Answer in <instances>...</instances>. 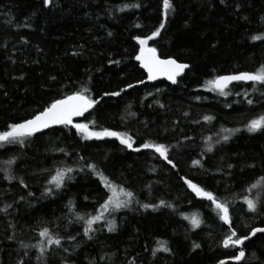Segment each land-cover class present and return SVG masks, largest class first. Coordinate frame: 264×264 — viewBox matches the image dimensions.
Returning a JSON list of instances; mask_svg holds the SVG:
<instances>
[{
  "label": "trees",
  "instance_id": "1",
  "mask_svg": "<svg viewBox=\"0 0 264 264\" xmlns=\"http://www.w3.org/2000/svg\"><path fill=\"white\" fill-rule=\"evenodd\" d=\"M172 2L175 13L149 46L191 68L177 84H152L145 82L146 73L135 59L141 47L135 37L150 35L163 21L162 0H54L52 6L43 0H0V131L84 86L93 99H100L105 92L133 84L120 96H104L74 123L127 132L136 140L134 148L146 140L178 145L169 152L176 168L149 149L135 152L115 138L84 140L63 126L38 133L24 145L0 148V264L21 259L42 264L39 249L23 245L39 244L45 227L63 238L61 248L46 251L47 264H218L238 255V248L222 246L228 225L185 179L229 202L233 226L241 235L264 227V214L251 213L244 204L245 196L264 198V191H246L264 175V132L245 129L250 120L264 115V85L236 82L226 89L232 93L227 97L206 88L216 76L264 65V40L251 39L264 34V0ZM135 3L141 7L119 11ZM205 116L214 119L205 121ZM225 128L241 131L223 142ZM209 136L212 152L206 151ZM13 158L15 164L4 163ZM197 159L202 168L193 166ZM86 163L96 164L139 201L107 215L116 222L115 232H108L107 220L94 225L98 231L92 240L83 235L85 225L75 214H99L111 193L90 169L79 171ZM65 167L77 169L71 173L74 178L52 196H42L55 170ZM9 172L16 179L7 180ZM161 201L172 207L153 211L141 206H159ZM8 205L7 212L2 211ZM194 214L202 220L196 229L184 218ZM159 241H166L171 252L153 256ZM194 242L201 248L193 251ZM244 249L245 260L228 264H264V233L248 240Z\"/></svg>",
  "mask_w": 264,
  "mask_h": 264
},
{
  "label": "snow or ice",
  "instance_id": "2",
  "mask_svg": "<svg viewBox=\"0 0 264 264\" xmlns=\"http://www.w3.org/2000/svg\"><path fill=\"white\" fill-rule=\"evenodd\" d=\"M54 0H43L45 6H52ZM221 4H225L226 0H220ZM141 7L140 3H135L131 5H124L119 8V11L123 12L126 8L138 9ZM162 9H163V21L151 32L150 35L144 37L137 36L135 39L139 43L140 50L139 54L135 56V59L140 61L141 67L147 71V79L149 81H155L161 76L166 77L167 80L171 81L172 84L178 83V77H181L185 70L190 69L191 65L188 63L178 62L177 59L169 56L167 58H161V55L158 53L156 47H150L149 41L156 40L161 36V32L165 29V25L169 19V16L174 14L176 11L175 5L172 0H162ZM261 19H264L262 17ZM136 27H141L140 24L135 25ZM108 35H112L111 32ZM253 41L264 40V34L252 36ZM77 53H73L76 55ZM113 63L119 64V61H113ZM23 79V77H20ZM52 79H56L52 77ZM90 79V78H89ZM233 82H252L256 85H264V65H261L255 71H246L239 72L236 74L216 76L213 79H210L206 82V88L210 92H218L219 95L227 97L232 93L226 91ZM139 83H144L143 80ZM135 85L128 84L125 89L121 91L105 92L100 99H103L104 96H120L122 91H127V89L133 88ZM258 89L253 87V91ZM160 89H157L159 92ZM91 89L87 86L82 87L80 90L73 92L71 95H65L63 98L55 99L47 107L43 108L38 113L34 114L32 118L26 119L19 123H12L8 125L7 130L0 131V148H5L10 145H24L25 141L31 137L37 136L38 133H43L45 130L53 128L54 126L60 125L64 128L75 129L76 132L84 140H104L106 138H115L123 145L126 149H131L135 152H140L141 149H149L153 153L158 154L160 158H163L172 168H176L177 165L173 163V160L169 158V152L171 148L178 147V145H165L163 143H157L154 141H144L139 147H133L136 143L134 137H132L127 132H118L111 130L109 128H101L100 130H94L90 127L89 123H74V118L83 117L85 113H89L90 110L96 108L100 103V99H93L91 96ZM264 95V93H261ZM199 99V97L197 98ZM246 102L249 105L253 104L251 99L246 98ZM158 103V102H157ZM161 108L164 107L163 104L159 105ZM231 107V105H228ZM134 115V114H133ZM184 115H188L185 113ZM214 119L212 116H205L204 120L211 122ZM199 123V121H195ZM91 125H95L96 121L92 120ZM245 129L249 133L264 132V115H260L257 118L250 120L246 125ZM241 131V129H222V132L226 133L222 137L223 142H228L231 139V136L236 132ZM190 139V138H186ZM212 137H207L206 143L208 144L206 151L212 152L214 145L211 143ZM217 144L221 143V140L216 141ZM60 151H64L60 149ZM79 159L83 160V157ZM7 165H13L16 163L15 158L9 159L4 162ZM193 166L203 167L201 160L197 159L192 162ZM229 167H232L229 165ZM251 167H255L252 165ZM85 168L90 169L94 174L99 176L100 180L103 183L104 188L108 190L111 195H108L104 203L100 205V211L97 215H80L76 213V220L83 222L85 227L83 230V235L88 238V240L93 239L92 233L98 231L94 225L104 222L107 220V215L121 211L122 209L131 208L133 203H139L135 199V194L115 183H113L108 177L98 169L97 165L94 163H86L84 167H81L79 171H84ZM3 169H0L2 171ZM77 171V169L72 167L58 168L55 170V175H52L48 184L50 186L46 187L42 196H52L55 190H59L65 187L66 181H71L74 177L71 173ZM7 180L12 181L16 179L13 175L7 174L5 177ZM25 188L28 187L27 184H24L23 180L20 181ZM185 183L188 188L191 189L197 197L206 199L210 202V207L214 206V210L219 217V219L226 225H228V232L225 235V238L222 240V246L224 248H238V255L234 254L231 258L239 262L246 259V252L244 249L245 241L251 240L252 237H255L257 233H264V228L256 227L252 228L249 233L241 235L237 232L236 228L233 226V218L231 215L230 203L220 200L214 193L211 191L205 190L203 187L194 183L190 179H185ZM254 189L259 191H264V175L260 176L255 182L251 183L249 187L246 188V191L251 193ZM29 196H34L32 192L28 193ZM23 199V197H21ZM87 199V198H86ZM71 203V202H70ZM244 204L247 205V210L251 213L264 214V198L260 195H256L255 198H250L249 196L244 197ZM145 210L152 208L153 211L157 210L158 207H172V205L166 204V202L161 201L160 205H150L143 204L141 205ZM11 205L6 206L2 211L7 212L8 208ZM186 220H190L191 226L193 229L199 228L201 226L202 220L197 217V215H192L191 217L185 216ZM107 230L108 232H115L117 230L116 222L114 219L107 220ZM39 236L43 239L37 245H23V247H37L39 249L40 255L37 256V260L42 261V264H47V258L45 253L52 246L57 248L62 247V237L54 233L50 228L45 227L42 231L39 232ZM70 239L75 240V237H70ZM159 247H157L152 255L155 256L157 252L163 251L170 253L171 249L168 247L166 241H159ZM201 248V245L198 243L193 244V251L195 249ZM65 252L68 251L67 248L63 249ZM253 258L255 259V253H253ZM18 264H24V260L21 259ZM218 264H228L227 260H220Z\"/></svg>",
  "mask_w": 264,
  "mask_h": 264
},
{
  "label": "water",
  "instance_id": "3",
  "mask_svg": "<svg viewBox=\"0 0 264 264\" xmlns=\"http://www.w3.org/2000/svg\"><path fill=\"white\" fill-rule=\"evenodd\" d=\"M151 47V46H150ZM161 58H163V57H161ZM178 62H180V61H178ZM181 63H183V62H181ZM139 64H140V61H139ZM140 67H141V64H140ZM144 71H145V73H146V79H145V82H148V83H157V82H160V81H166V82H168V83H170V84H172L171 83V81H169V80H167L166 79V77H163V76H161L159 79H157V80H155V81H149L148 79H147V76H148V74H147V71L143 68V67H141ZM186 71V70H185ZM242 72H246V71H242ZM250 72V71H249ZM185 73V72H184ZM239 73V72H238ZM232 74H236V73H232ZM224 75H230V74H224ZM220 76H223V75H220ZM234 83H236V82H233L232 84H234ZM244 83H247V84H251L252 82H244ZM231 84V85H232ZM230 86V85H229ZM87 113H85V115H86ZM84 115V116H85ZM83 116V117H84ZM83 117H76V118H74V120H76V119H81V118H83ZM32 118V117H31ZM30 119V118H29ZM22 122V121H21ZM58 126H60V125H57V126H54V127H58ZM53 127V128H54ZM50 129H52V128H50ZM50 129H47V130H50ZM47 130H45V131H47ZM262 228H264V227H262ZM247 241H245V243H246ZM223 260H227L228 262H232V263H240L241 261H239V262H237V261H235L234 259H232V258H227V259H223ZM243 261V260H242Z\"/></svg>",
  "mask_w": 264,
  "mask_h": 264
}]
</instances>
